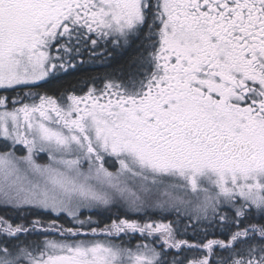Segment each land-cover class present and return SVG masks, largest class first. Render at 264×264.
<instances>
[{"label":"snow or ice","instance_id":"snow-or-ice-1","mask_svg":"<svg viewBox=\"0 0 264 264\" xmlns=\"http://www.w3.org/2000/svg\"><path fill=\"white\" fill-rule=\"evenodd\" d=\"M0 264H264V0H0Z\"/></svg>","mask_w":264,"mask_h":264},{"label":"trees","instance_id":"trees-1","mask_svg":"<svg viewBox=\"0 0 264 264\" xmlns=\"http://www.w3.org/2000/svg\"><path fill=\"white\" fill-rule=\"evenodd\" d=\"M73 76L70 74L69 76L65 77V79H72Z\"/></svg>","mask_w":264,"mask_h":264}]
</instances>
